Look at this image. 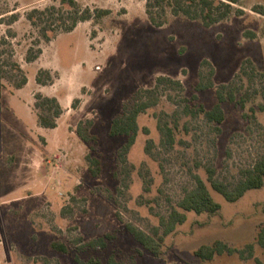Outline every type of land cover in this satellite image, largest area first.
Instances as JSON below:
<instances>
[{
	"label": "rangeland",
	"instance_id": "374dc122",
	"mask_svg": "<svg viewBox=\"0 0 264 264\" xmlns=\"http://www.w3.org/2000/svg\"><path fill=\"white\" fill-rule=\"evenodd\" d=\"M77 1L94 13L95 8L110 13L46 41L27 13L61 0H0L1 263L78 264L76 253L106 262L115 253L138 264H194L201 261L196 249L216 240L239 248L254 242L253 257L223 253L206 264H257L256 257L264 262V248L256 242L264 222V186L229 201L208 182L221 210L189 212L159 255L125 225L151 231L195 186L196 175L207 180V166L236 183L264 154V0H240L234 5L241 12L211 26L171 13L166 23L154 25L147 0ZM40 47L39 57L29 61V49L34 54ZM41 69L51 71L53 83H38ZM160 75L181 80L183 89H159L158 104L138 116L139 131L123 161L119 152L128 136H111V121ZM24 77L27 82L19 87ZM209 78L214 86L197 90L200 80ZM219 87L235 97L223 102V123L184 108L182 98L194 94L199 99H191V106L212 107ZM38 92L59 99L58 128L39 124ZM81 120L97 141L79 136ZM160 123L174 128L172 142ZM89 153L101 159L99 176L90 170ZM106 233L112 238L105 248L84 246ZM53 241L64 242L69 252L54 249Z\"/></svg>",
	"mask_w": 264,
	"mask_h": 264
},
{
	"label": "trees",
	"instance_id": "16d2710c",
	"mask_svg": "<svg viewBox=\"0 0 264 264\" xmlns=\"http://www.w3.org/2000/svg\"><path fill=\"white\" fill-rule=\"evenodd\" d=\"M240 0H147V13L154 25L161 26L168 21L169 14L176 16L183 15L192 20H200L205 26H211L224 19H227L235 10V3ZM66 5H68L66 7ZM96 13L90 7H82L77 0H61V5H50L45 8H33L27 13V18L31 24L38 28L40 38L51 41L60 32H70L75 29L80 21L94 19V17H102L110 13L109 9L95 8ZM241 12V10H239ZM29 49L28 60L32 61L39 57L42 53L40 47L36 53H32ZM214 70L211 71V75ZM44 75L47 77L45 78ZM212 77V76H211ZM37 81L41 84L53 83L54 76L48 69H41L37 75ZM27 82L24 77L23 81L18 85L21 87ZM214 86L212 78L207 82L201 79L197 84V90H203L207 87ZM179 88L183 89L181 80L174 79L170 76L160 75L157 77L156 85L150 88H140L136 93L123 105L122 111L115 115L110 124L109 134L111 136L125 135L128 136L127 142L123 145L119 152L120 158L125 161L126 154L130 151L135 143L138 131V116L145 112L148 108L158 104L160 100L159 89ZM223 87L217 89V102L210 108L204 103H196L191 106V99L198 100V94H194L191 98L184 96L182 101L188 112L194 115L202 114L209 122L217 124L223 123L226 114L223 108V102L227 99L235 100L233 93L226 96ZM35 108L37 110L39 124L45 128H55L58 125L57 119L63 112V107L56 96L45 95L41 92L35 94ZM160 119V118H159ZM161 120V119H160ZM89 126L92 121H88ZM165 138L168 142L174 140V128L159 124ZM79 136L85 141L98 139L97 135L89 133L88 127H85V121L81 120L77 127ZM150 142L146 147L150 148ZM87 159L90 163V170L94 176H99L102 172V162L98 156L88 154ZM208 178L205 180L202 176L196 175V184L192 188H188L183 197L177 202L172 203L169 212L160 216V223L155 225L151 231L147 232L131 222L125 223L127 230L132 234L137 242L154 255H159L165 244L166 238L172 234L179 225L185 223L188 219L189 212L201 213H217L222 208V203L218 201L208 184L212 188L223 195L226 200L236 201L243 197L245 193L251 189L261 188L264 186V154L258 157L254 163L242 170V176L236 183H229L216 176L217 170L214 166L206 167ZM76 200V197H72ZM67 207L63 212H66ZM120 217V214L117 213ZM112 238V234L106 233L103 236L93 238L84 243V246L105 248L108 240ZM256 242L264 248V222L260 224ZM254 242L247 243L244 247L239 248L230 245L223 240H216L211 244H203L195 251V255L200 258V262L194 264H206V261L213 260L216 255L223 253L239 254L242 258L253 257ZM54 249L62 252H69V247L61 241H53L51 243ZM248 254L246 255V253ZM78 264H138L135 260L125 261L112 253L105 262L98 256H91L89 259H82L79 253L74 255ZM257 264L264 262L256 257Z\"/></svg>",
	"mask_w": 264,
	"mask_h": 264
},
{
	"label": "crops",
	"instance_id": "0c3cea01",
	"mask_svg": "<svg viewBox=\"0 0 264 264\" xmlns=\"http://www.w3.org/2000/svg\"><path fill=\"white\" fill-rule=\"evenodd\" d=\"M57 128H58V126H57ZM52 129H53V128H52ZM54 129H56V127H55Z\"/></svg>",
	"mask_w": 264,
	"mask_h": 264
},
{
	"label": "built area",
	"instance_id": "2783aa9c",
	"mask_svg": "<svg viewBox=\"0 0 264 264\" xmlns=\"http://www.w3.org/2000/svg\"><path fill=\"white\" fill-rule=\"evenodd\" d=\"M0 264H2L1 261H0Z\"/></svg>",
	"mask_w": 264,
	"mask_h": 264
}]
</instances>
